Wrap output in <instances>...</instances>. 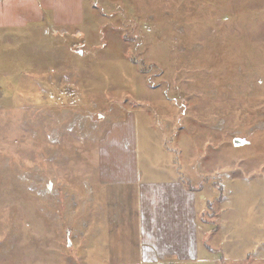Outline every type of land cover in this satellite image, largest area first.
<instances>
[{
  "label": "rangeland",
  "instance_id": "1",
  "mask_svg": "<svg viewBox=\"0 0 264 264\" xmlns=\"http://www.w3.org/2000/svg\"><path fill=\"white\" fill-rule=\"evenodd\" d=\"M66 8L0 33V264H108L93 185L125 118L144 180L197 194L210 262L264 264V0Z\"/></svg>",
  "mask_w": 264,
  "mask_h": 264
},
{
  "label": "crops",
  "instance_id": "2",
  "mask_svg": "<svg viewBox=\"0 0 264 264\" xmlns=\"http://www.w3.org/2000/svg\"><path fill=\"white\" fill-rule=\"evenodd\" d=\"M80 6L81 0H0V33L25 28L33 21H44L48 8L56 9L57 22L64 21L58 18L61 15L58 7L68 16V7L79 10ZM63 7H67V10H63ZM125 119V124H112L103 131L108 132L104 133L99 148L102 149L104 145L99 151L98 176L93 185L95 194H101L100 199L104 200L100 203L104 209L105 223L109 222L106 230L109 257L103 262L212 264L208 258L210 249L200 247L197 219L201 211L197 194H192L187 184L177 179L144 180L140 170L137 120L131 124V138L122 137L120 143L113 139L117 127L122 124L124 127L130 126V118ZM127 151L132 155L130 174L117 177L115 174L127 171L120 166L122 154L125 156ZM112 152H115L118 161L110 160ZM166 186L170 192H166ZM107 215H111L108 216L109 221Z\"/></svg>",
  "mask_w": 264,
  "mask_h": 264
},
{
  "label": "water",
  "instance_id": "3",
  "mask_svg": "<svg viewBox=\"0 0 264 264\" xmlns=\"http://www.w3.org/2000/svg\"><path fill=\"white\" fill-rule=\"evenodd\" d=\"M233 143L235 146H241V145L247 144V141L241 140V138H236V139H234Z\"/></svg>",
  "mask_w": 264,
  "mask_h": 264
}]
</instances>
